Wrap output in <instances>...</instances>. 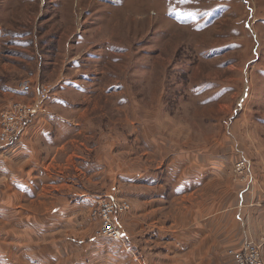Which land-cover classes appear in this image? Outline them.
<instances>
[{"label":"rangeland","instance_id":"rangeland-1","mask_svg":"<svg viewBox=\"0 0 264 264\" xmlns=\"http://www.w3.org/2000/svg\"><path fill=\"white\" fill-rule=\"evenodd\" d=\"M23 81L53 86L42 122L19 134L23 155L33 145L44 167L57 155L47 167L74 187L65 199L76 207L53 209L45 190L30 201L40 187L28 166H5L0 190L24 212L17 225L0 217V264H202L178 253L159 190L229 185L237 208L264 207V0H0V112L37 100ZM70 137L63 161L54 142ZM210 158L220 174L203 168ZM104 197L130 206L114 218L131 241L96 237ZM214 197L220 208L225 192ZM263 235L248 241L264 261Z\"/></svg>","mask_w":264,"mask_h":264},{"label":"crops","instance_id":"crops-1","mask_svg":"<svg viewBox=\"0 0 264 264\" xmlns=\"http://www.w3.org/2000/svg\"><path fill=\"white\" fill-rule=\"evenodd\" d=\"M96 82L97 79H94L93 83ZM113 86L116 87L115 91L119 93L124 92L125 96H127L128 90H124L122 85L116 83ZM118 89L120 90L118 91ZM93 90H95L94 92H97L95 87ZM40 122L42 121L39 116L30 124V130L33 125L35 126L37 123L40 124ZM23 139L20 138L13 146H11V148L0 153V178L5 176V166L8 167L11 172H20L15 166H13V162H24L23 166H28L29 169L25 174H28L29 177H31L30 186L34 187L38 184L40 187V189L34 194L30 192L31 195L29 200L34 201L38 199L40 192L42 193L45 190L48 195L47 197H49L48 203H51L52 205L55 204L57 207L53 209L72 211L74 207H76V204L73 205L70 200H66L65 193H70L71 188L74 187H72L70 183L65 182V175L60 173L62 171H53L47 167L48 163L54 161L55 156L57 157V155H54L51 158L48 156L44 167V161L40 160L41 155L38 154V149L36 152V148L33 145H31L33 147V153L29 152V157L23 155L27 154L24 151L27 149V141H24ZM70 140L71 137L63 139V142L60 143L54 142L53 148H62L61 153L63 161H65L69 155L71 157L74 154V150L68 152L64 151L66 147H69L68 143ZM29 142L34 143V140H30ZM205 163H207L203 167L205 170L211 172L213 170V174H220V171L214 169L221 170V160L215 164V161L210 158L209 161L206 160ZM41 170L43 171L44 176L39 174ZM81 170L83 171L86 169L81 168ZM201 173L202 171L199 169L195 174L196 176H199L198 174ZM144 176H146V173L144 172L143 174L141 172H127V179H129V181H135L136 178L144 179ZM202 181L204 182V180ZM8 186V189L11 188L10 184ZM204 187H206L207 195L203 197L200 196V194H202L201 190ZM208 190H210L209 193ZM223 191L225 192L226 199L220 202L222 204H219L220 208H215L214 195L215 193H221ZM4 193V190H0V217L9 218L10 222L13 221L16 225L21 224V211L24 212V205L21 204L20 201L18 203H11L12 199ZM14 193L17 194L15 191ZM83 194L85 193L83 192L81 196ZM238 194L239 189L237 190L236 187H230L229 185L221 188L219 191L216 190L214 186L209 188L208 186L200 185L191 187L190 191H185L175 185L173 187L164 186L163 189L159 190L158 196H153L154 199H152L157 201L158 213H161L163 216L168 214V212L173 214V217H170L171 221L168 228H170L172 233L171 238L173 239V242L178 243V253L194 257L197 260V263H200V260L202 259L204 261L202 264H221L225 259V253L229 247H238L250 239H257L264 228V223L262 222L264 217V207L260 204H249L250 206L245 205L242 208H237V203L239 202ZM147 198L148 199H145L144 202H152L151 198ZM167 207H169L168 212L166 211ZM11 211H18V214H12L10 213ZM238 213H241V217H239L241 220H238ZM128 220L133 223L137 222L130 219ZM159 220L161 221V219ZM129 221L127 224L133 231ZM123 233L124 238L126 239L125 241H131V238L124 229ZM186 246H188V248H186ZM228 257L232 259L230 256Z\"/></svg>","mask_w":264,"mask_h":264},{"label":"built area","instance_id":"built-area-1","mask_svg":"<svg viewBox=\"0 0 264 264\" xmlns=\"http://www.w3.org/2000/svg\"><path fill=\"white\" fill-rule=\"evenodd\" d=\"M21 86L26 93L33 90L37 100L32 104L14 102L0 112V153L11 148L20 139L19 134L24 133L30 124L39 117L44 111V102L49 99L53 91V86L43 84L34 90L29 81H23ZM235 167L238 171L244 170L243 163L236 164ZM98 207H100V214L97 211L95 213H98V217H102L103 221L102 226L97 230L96 237L122 241L124 233L114 217L117 212L128 210L130 208L128 203L125 201L116 202L114 199L104 197L100 200ZM262 241L264 244V235ZM229 253L234 257L236 264H264L261 259L260 246L252 241L246 242L241 249H230Z\"/></svg>","mask_w":264,"mask_h":264},{"label":"bare ground","instance_id":"bare-ground-1","mask_svg":"<svg viewBox=\"0 0 264 264\" xmlns=\"http://www.w3.org/2000/svg\"><path fill=\"white\" fill-rule=\"evenodd\" d=\"M28 104H30V103H28Z\"/></svg>","mask_w":264,"mask_h":264}]
</instances>
